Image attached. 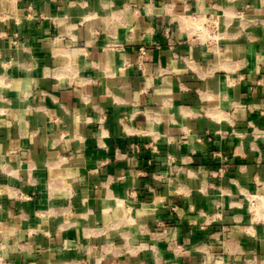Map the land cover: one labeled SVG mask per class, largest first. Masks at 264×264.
I'll use <instances>...</instances> for the list:
<instances>
[{"label": "crops", "instance_id": "0c3cea01", "mask_svg": "<svg viewBox=\"0 0 264 264\" xmlns=\"http://www.w3.org/2000/svg\"><path fill=\"white\" fill-rule=\"evenodd\" d=\"M194 12L219 17L214 41L186 29ZM248 192L264 0H0L6 261L264 264Z\"/></svg>", "mask_w": 264, "mask_h": 264}, {"label": "built area", "instance_id": "2783aa9c", "mask_svg": "<svg viewBox=\"0 0 264 264\" xmlns=\"http://www.w3.org/2000/svg\"><path fill=\"white\" fill-rule=\"evenodd\" d=\"M186 29L191 31L196 42L204 40V42L214 41L219 35V17L214 14L194 12L186 15ZM170 29H167L169 33ZM248 200L249 210L252 215L258 217L259 220H264V194L257 192H248L246 194ZM174 212L176 218L182 214V210L172 205L170 207ZM163 225L162 222H157ZM179 247V246H176ZM0 264H11L0 255ZM61 264H90L87 258H74L65 261Z\"/></svg>", "mask_w": 264, "mask_h": 264}]
</instances>
